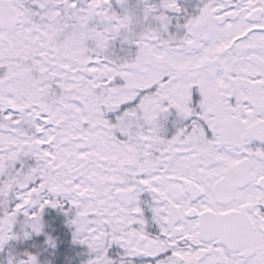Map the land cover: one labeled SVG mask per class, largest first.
I'll list each match as a JSON object with an SVG mask.
<instances>
[{
    "label": "snow or ice",
    "instance_id": "obj_1",
    "mask_svg": "<svg viewBox=\"0 0 264 264\" xmlns=\"http://www.w3.org/2000/svg\"><path fill=\"white\" fill-rule=\"evenodd\" d=\"M0 264H264V0H0Z\"/></svg>",
    "mask_w": 264,
    "mask_h": 264
}]
</instances>
